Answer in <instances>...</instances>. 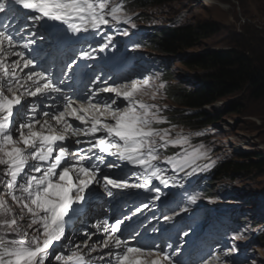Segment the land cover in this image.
<instances>
[{
    "label": "snow or ice",
    "instance_id": "obj_1",
    "mask_svg": "<svg viewBox=\"0 0 264 264\" xmlns=\"http://www.w3.org/2000/svg\"><path fill=\"white\" fill-rule=\"evenodd\" d=\"M111 22L135 27L124 8L110 6V0H0V264H46L49 257L64 264H90L81 251L57 254L54 242L66 238L68 220L77 206L82 208L88 203L93 185L102 188L109 198L119 194L114 189H144L155 192L154 199L159 200L161 190L152 181L159 180L167 187L168 179L158 161L179 173L205 155L197 154V150L161 160L160 149L183 146L188 139L180 135L172 138L171 129L155 127L167 122L162 110L137 99L147 94V78L106 86L97 77L91 81L96 88L88 89L90 95L72 99L64 94L59 85L88 67L80 61L95 59L97 50L103 52L111 45L112 36L103 31ZM37 26L43 30L39 38L44 41V63L28 54L34 52L33 37L37 36L30 29ZM69 33L99 37L98 49L89 44L87 49H78V56L62 60L60 46L68 43ZM12 56L17 59L11 60ZM54 68L59 71L54 73ZM100 94L113 96L101 102ZM156 95L155 91L151 93L153 99ZM26 97L36 99L25 102ZM39 115L48 119L41 122ZM78 136L89 139L76 140L74 150L70 138ZM71 157H76L75 161ZM29 160L34 163L29 164ZM104 167L119 170L120 174L112 176L103 171ZM132 169L139 170L132 173L138 182L126 178ZM190 199L194 203L197 197ZM149 207L147 203L136 206L131 215ZM131 215L125 213L110 229L105 222V232L111 233L101 242L109 249L105 255L114 256L115 264H175L159 246H130L117 235ZM85 235L88 239L82 243L89 253L94 252L96 245L88 244L92 235ZM75 247L79 249L80 245ZM105 255L96 259L112 264ZM142 256L154 258L142 260Z\"/></svg>",
    "mask_w": 264,
    "mask_h": 264
},
{
    "label": "rangeland",
    "instance_id": "obj_2",
    "mask_svg": "<svg viewBox=\"0 0 264 264\" xmlns=\"http://www.w3.org/2000/svg\"><path fill=\"white\" fill-rule=\"evenodd\" d=\"M135 13L140 14L143 19H150V23L142 20L140 24L151 25L157 29L164 28L168 24L185 25L204 22L215 24L217 29L210 37L199 40L196 46L178 55H162L151 48L138 50L137 53L143 55L146 61L142 60L141 56H138L137 59L148 68L152 74L153 83H150L149 88L145 90L147 94L138 95L137 99L158 106L162 110V116L166 115L168 118L171 116L176 119L181 114L188 115L194 111L179 107L177 103L166 97V93H162L159 80L158 84L156 82L158 73L151 64L155 57L168 66L169 78L164 82L165 84H162L168 87L169 94L174 90L188 91L204 83L203 72L184 65L183 61L187 56L206 51L236 49L239 52L243 51L257 64L264 66V0H181L160 7L135 10ZM112 23L108 26L111 27ZM153 91L157 93L155 99L151 97ZM250 91L249 86L245 85L238 93L204 107L202 111L212 122L208 126L190 129L181 121L166 120L167 122L163 123L164 127H158V129H171L172 138H176L178 135L187 137V144L175 146L183 150L181 151L182 156L185 153L197 152V150V154H205L201 158L195 159V162L190 166L185 167L184 171L192 166L197 169L192 177L184 176L179 184L187 183L213 166L237 160L239 154L249 152L264 155V97L255 99L250 95ZM236 108H238L237 111H234ZM169 147L172 151L175 148ZM160 155L162 156V153ZM157 163L164 169L166 175L170 174L169 168L159 161ZM210 183L211 199L203 197L188 205L189 208H192L188 210L193 213L192 216L199 213L207 214L213 207L225 208V213L233 212L232 208L243 210L245 215L237 217L238 221L243 220L246 216L245 222L233 225V229L229 227L227 231L232 229L230 233H223L222 264H225L224 262L237 252L248 254L244 259L232 264H264V247L257 239L258 237H255L258 228L263 226L262 230L264 231V168L254 170L247 176L218 177ZM8 202L11 203V200L8 199ZM239 214H242L241 211L237 213V215ZM251 222L255 223L257 227L251 226ZM74 235L77 237L73 241L72 235H70L68 242H66V238L54 242L55 252L61 256L71 255L76 248L75 244H82L86 240V236H79L77 233ZM234 236L239 238L234 239ZM48 260L51 264H64L63 261H56L51 257L46 258V264Z\"/></svg>",
    "mask_w": 264,
    "mask_h": 264
},
{
    "label": "trees",
    "instance_id": "obj_3",
    "mask_svg": "<svg viewBox=\"0 0 264 264\" xmlns=\"http://www.w3.org/2000/svg\"><path fill=\"white\" fill-rule=\"evenodd\" d=\"M176 1L181 0H127L128 9L132 12L145 10L148 7H160ZM142 20L150 22V19L139 16L138 21ZM216 30L215 24L210 22L168 25L154 31L148 38V47L162 55L174 56L193 48L199 40L210 37ZM183 62L186 67L203 72L204 83L188 91L174 90L170 94L168 87H165L166 97L177 103L179 107L194 111L188 115L181 114L176 119L170 116L171 121H181L190 129L208 126L212 123L211 119H208L202 109L219 99L238 93L245 85L249 86L253 98L264 97V66L257 64L243 51L239 52L236 49L206 51L187 56ZM164 78L168 79L169 74L166 73ZM237 158L213 167L210 170L211 182L218 177L247 176L254 170L264 168L262 154L248 152L237 155ZM259 240L264 247V232Z\"/></svg>",
    "mask_w": 264,
    "mask_h": 264
},
{
    "label": "bare ground",
    "instance_id": "obj_4",
    "mask_svg": "<svg viewBox=\"0 0 264 264\" xmlns=\"http://www.w3.org/2000/svg\"><path fill=\"white\" fill-rule=\"evenodd\" d=\"M10 59H11V60H15V56L10 57ZM9 95H10V94H9ZM25 99L31 101L33 98H32V97H26ZM38 119H39L41 122H43V121L46 120L47 118L44 117L43 115H40V117H39ZM42 119H43V120H42ZM52 123L55 124L54 121H52ZM37 127H38V126H37ZM93 189H94V191L92 192V194L97 192V187H96L95 185H93ZM92 211H95V210H92ZM89 234H90V233H89ZM91 235H92V239L88 242V244H89V247H91V245H93V244L96 245V250H95L94 252L89 253V249H88V247H85L83 243H82V244H79V245H80V248H79V249L75 248V249L73 250V252H74V251H81L83 254L86 255V258H87L88 256H101V255H105V254H107L108 251H109V249L107 250L106 248H103L101 245H99V244H98V239H97V237H96L93 233H91ZM71 237H72V241H73V240L76 239L77 235H72ZM68 238H69V237L67 236V237H66V242L70 241V240H69L70 238H69V239H68ZM87 239H88V237H87V235H86V240H87ZM107 258H108V256L105 255V259H107ZM109 258H110V257H109ZM152 258H154V257H147V260H150V259H152Z\"/></svg>",
    "mask_w": 264,
    "mask_h": 264
},
{
    "label": "clouds",
    "instance_id": "obj_5",
    "mask_svg": "<svg viewBox=\"0 0 264 264\" xmlns=\"http://www.w3.org/2000/svg\"><path fill=\"white\" fill-rule=\"evenodd\" d=\"M168 25H170V24H168ZM213 167H215V166H213ZM209 182H211V180L209 181ZM209 182H208V184H209ZM209 188H210V191H211V183L209 184V186H208ZM211 195H210V199H211ZM214 208V207H213ZM216 209H219V208H216ZM233 209V208H232ZM243 211V210H242ZM240 216H244L245 215V213L244 212H242V214H239ZM246 217V216H245ZM245 217L243 218V220H242V222H245ZM251 226H254V227H257L256 226V224L255 223H253V222H251ZM263 226H262V228H258V230H257V233H256V235H255V237H258L257 239H259V237L261 236V234L264 232L263 230ZM263 231V232H262ZM223 244L224 243H222V244H220V249H219V251L220 252H222V246H223ZM248 253H246V252H237L236 254H234V255H231L230 257H229V259L228 260H226V263L227 264H232V263H235L236 261H238V260H242V257H246V255H247ZM219 256V259L217 260V261H215L216 262V264H222V262H221V260H222V258H223V256L222 255H218ZM225 263V262H224Z\"/></svg>",
    "mask_w": 264,
    "mask_h": 264
}]
</instances>
